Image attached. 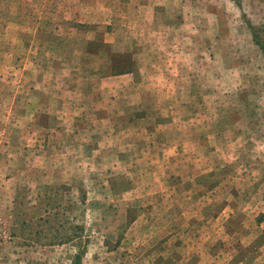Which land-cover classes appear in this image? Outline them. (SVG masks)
<instances>
[{
  "label": "rangeland",
  "instance_id": "374dc122",
  "mask_svg": "<svg viewBox=\"0 0 264 264\" xmlns=\"http://www.w3.org/2000/svg\"><path fill=\"white\" fill-rule=\"evenodd\" d=\"M21 150L0 264H264V0H0Z\"/></svg>",
  "mask_w": 264,
  "mask_h": 264
},
{
  "label": "crops",
  "instance_id": "0c3cea01",
  "mask_svg": "<svg viewBox=\"0 0 264 264\" xmlns=\"http://www.w3.org/2000/svg\"><path fill=\"white\" fill-rule=\"evenodd\" d=\"M77 3H82V1H76ZM79 6V5H78ZM78 6L76 7V11H77V8H78ZM88 18V17H87ZM78 20H80V21H83L82 19H79L78 18ZM76 22H79V21H77V20H75ZM84 22V21H83ZM60 27V26H59ZM67 36V35H66ZM66 36H61L60 37V43L63 41V44H65V38H66ZM90 40H92V41H90ZM96 40V39H95ZM94 41V38L93 39H87L86 40V43L89 45L91 42H93ZM106 41V40H105ZM95 42V41H94ZM107 42V41H106ZM105 42V43H106ZM40 43H44L43 42V40H41L40 41ZM33 44V43H32ZM107 44V43H106ZM33 49V45L30 47V51ZM85 53H92L93 55L95 54V52H93V51H91V50H89V49H85V50H83ZM35 54H36V56H40V57H42L43 55H44V53L41 51V48H40V50H37V49H35V53H33V52H30V54H26V56L27 57H29V55H30V58H34L35 57ZM36 90V89H35ZM95 90V89H94ZM40 92H42V91H40ZM59 101H60V99H56V104L59 106ZM37 105H36V104ZM62 103V102H61ZM50 104V101H46V99H39L38 101H33V100H31V102H29L28 103V107L29 106H31V107H35V106H37L38 108H43V107H46V106H48ZM36 108V107H35ZM41 116H36L35 117V120H39V118H40ZM42 118H43V116H42ZM42 121H40L39 123H41ZM26 153H27V151L26 150H21L20 152H19V154L18 155H14V160H13V162L11 161V162H9L8 164L6 163V162H3L5 165H2L1 164V162H0V173L1 172H5V173H2V174H0V205L2 204V203H7V202H10L11 200V198H12V196H14L15 195V191H16V185L14 186V187H12L11 186V184L12 183H14L13 181H10V179L13 177V176H15L14 174H12V176H9V178L7 177V175L8 174H10V173H14V172H18V173H22L23 172V170H24V172L26 173L28 170H32V171H39V170H41V167L40 166H37V167H35V169H33V166H34V164H31V163H29L31 160H29L28 159V157L26 156ZM2 159H4V157L0 154V161L2 160ZM21 161V162H19V161ZM60 168H62V165H60V164H55L53 167H52V169L53 170H57V169H60ZM8 173V174H7ZM16 179V178H15ZM6 188L8 189V191H5V193H8L9 194V197H10V199H8V198H6L7 196H5L6 194H3L2 192H4V190H6Z\"/></svg>",
  "mask_w": 264,
  "mask_h": 264
},
{
  "label": "trees",
  "instance_id": "16d2710c",
  "mask_svg": "<svg viewBox=\"0 0 264 264\" xmlns=\"http://www.w3.org/2000/svg\"><path fill=\"white\" fill-rule=\"evenodd\" d=\"M76 257H77V258H78V260H79V258H80V255H77Z\"/></svg>",
  "mask_w": 264,
  "mask_h": 264
}]
</instances>
